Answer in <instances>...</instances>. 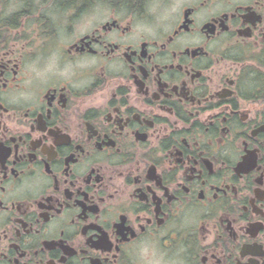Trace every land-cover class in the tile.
Instances as JSON below:
<instances>
[{
  "label": "flooded vegetation",
  "instance_id": "obj_1",
  "mask_svg": "<svg viewBox=\"0 0 264 264\" xmlns=\"http://www.w3.org/2000/svg\"><path fill=\"white\" fill-rule=\"evenodd\" d=\"M0 264H264V0H0Z\"/></svg>",
  "mask_w": 264,
  "mask_h": 264
}]
</instances>
